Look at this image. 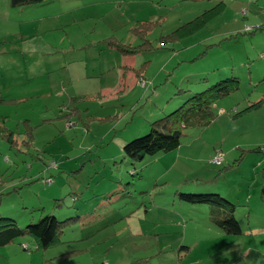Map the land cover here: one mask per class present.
Listing matches in <instances>:
<instances>
[{
	"label": "rangeland",
	"instance_id": "obj_1",
	"mask_svg": "<svg viewBox=\"0 0 264 264\" xmlns=\"http://www.w3.org/2000/svg\"><path fill=\"white\" fill-rule=\"evenodd\" d=\"M211 10L195 32L161 42ZM143 20L153 47L111 46L143 43ZM232 75L241 88L182 148L125 154L152 120ZM0 123L19 141L0 130V215L21 226L81 216L55 246L30 235L0 246V264H264V0H0ZM180 187L229 197L244 232L216 225L209 204L180 200ZM182 243L197 261H184Z\"/></svg>",
	"mask_w": 264,
	"mask_h": 264
},
{
	"label": "trees",
	"instance_id": "obj_2",
	"mask_svg": "<svg viewBox=\"0 0 264 264\" xmlns=\"http://www.w3.org/2000/svg\"><path fill=\"white\" fill-rule=\"evenodd\" d=\"M43 1L44 0H11V4L13 6H24ZM211 12L213 11L204 12L201 16L199 15L194 20H191L184 26L178 28L172 36L162 38L161 42L166 44L170 40L181 39L184 36L195 32L211 19ZM139 23V26L144 27V30L135 31L138 37L144 39L143 43L135 45L118 41V39H113L114 42H110L111 46H114L125 54H135L141 52L143 49H150L153 47L152 41L146 37L147 31H149L153 25H150V23L153 22L143 20ZM144 44L147 45L143 46ZM149 62L150 61H146L143 68L139 69L137 72L138 76L143 75L142 72L144 71V68L148 66ZM141 81H144L145 84L147 83L145 79H141ZM240 88V78L232 75L212 83L204 90L193 93V95H190L179 107L170 113L152 120L150 122V130L148 133L127 141L124 145L125 154L132 160L137 161L142 160L149 155L155 156L161 152L170 151L180 147L183 144V137L188 129L203 128L211 124L218 115L215 110L216 102L221 98L231 95ZM261 103V100L257 101L251 104L250 107H259ZM27 125L29 129L34 128L30 123H27ZM0 130L5 131L4 135L13 143V146L19 145L15 130L10 129L5 125L1 126V123ZM258 150L264 151V148H258ZM216 164H224V157L221 163ZM260 173L262 175L261 196L264 200V166ZM179 189H188L182 187L177 188L176 195L180 200L194 204H209L211 206V220L226 232L235 235L244 232L236 215L237 204L230 200L229 197H225L218 192L194 193L191 191H181ZM80 219V215L59 219L53 213H45L38 221L21 226L15 218L0 215V246L7 245L15 241L18 237L25 235H30L39 248L46 249L55 246L62 242V235L65 230ZM179 249L186 252L188 256L191 252H194L195 248H193L190 243H182Z\"/></svg>",
	"mask_w": 264,
	"mask_h": 264
},
{
	"label": "crops",
	"instance_id": "obj_3",
	"mask_svg": "<svg viewBox=\"0 0 264 264\" xmlns=\"http://www.w3.org/2000/svg\"><path fill=\"white\" fill-rule=\"evenodd\" d=\"M183 146H181V148H182ZM257 162H259V161H257ZM257 164V163H256ZM262 197V196H261ZM263 199V198H262ZM236 203V202H235ZM254 213H252V212H249V220H251V218L253 217V216H255V215H253ZM261 215H262V217L264 218V213H261ZM264 228V227H263ZM184 261H188V262H192V261H197V257L195 258V260H192V257H189V255L188 256H186L185 257V259H184Z\"/></svg>",
	"mask_w": 264,
	"mask_h": 264
},
{
	"label": "built area",
	"instance_id": "obj_4",
	"mask_svg": "<svg viewBox=\"0 0 264 264\" xmlns=\"http://www.w3.org/2000/svg\"><path fill=\"white\" fill-rule=\"evenodd\" d=\"M143 84H145V82L143 81ZM216 163H221L223 161V157L221 152H218L217 156L215 157V159L213 160Z\"/></svg>",
	"mask_w": 264,
	"mask_h": 264
}]
</instances>
